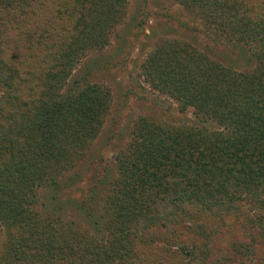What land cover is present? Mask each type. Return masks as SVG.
Returning a JSON list of instances; mask_svg holds the SVG:
<instances>
[{"label": "trees", "instance_id": "trees-1", "mask_svg": "<svg viewBox=\"0 0 264 264\" xmlns=\"http://www.w3.org/2000/svg\"><path fill=\"white\" fill-rule=\"evenodd\" d=\"M188 1L210 22L217 20L221 31L236 35L238 60L245 65L252 57L256 66L232 70L189 53L185 43H158L142 62L145 83L173 97L180 110L192 106L217 130L166 128L139 118L135 145L117 156L120 174L109 181L116 189L103 203L121 220L163 227L174 219L165 208L180 211L187 202L217 207L221 196L225 206L259 210L250 219L264 226V0L181 2ZM117 2L0 0V105L11 108L1 113L0 106V264H56L53 249L56 255L76 250L82 261L88 250L58 242L50 219L29 206L32 187L54 181L69 165L70 149L75 154L98 132L107 92L95 84L61 88L88 48L106 44L104 26ZM258 228L248 236H260V230L264 236Z\"/></svg>", "mask_w": 264, "mask_h": 264}, {"label": "rangeland", "instance_id": "rangeland-1", "mask_svg": "<svg viewBox=\"0 0 264 264\" xmlns=\"http://www.w3.org/2000/svg\"><path fill=\"white\" fill-rule=\"evenodd\" d=\"M181 1L118 0L112 21L104 26L106 44L88 48L62 85L65 92L68 86L77 91L85 85H98L107 92L108 105L100 116L97 134L86 138L75 154L70 149L69 165L54 181H41L32 187L31 213L44 221L50 219L56 240L88 247L82 261L76 250L56 255L58 250L53 249L56 264H264L262 231L260 236L247 234L258 227L264 229L263 221L254 224L250 219L260 212L251 205H246L247 211L246 206H225L221 196L217 207L187 202L180 211L165 208L174 219L161 227L159 222L121 220L103 203L116 189L109 181L120 174L117 156L135 145L139 118L166 128L217 130L212 120L200 121L192 106L180 110L173 97L145 83L142 62L158 43H185L189 53L216 60L232 70L250 71L256 66L252 57L245 65L238 60V49L232 45L236 35L221 31L217 20L210 22L190 1L186 5ZM213 34L220 40L213 41ZM73 79L76 82L70 85ZM0 106L1 113L11 111L6 102ZM119 189L128 188L120 185ZM4 243L0 228V251Z\"/></svg>", "mask_w": 264, "mask_h": 264}]
</instances>
